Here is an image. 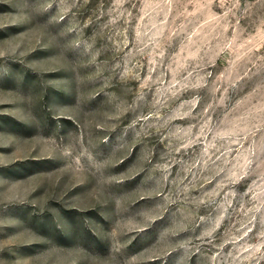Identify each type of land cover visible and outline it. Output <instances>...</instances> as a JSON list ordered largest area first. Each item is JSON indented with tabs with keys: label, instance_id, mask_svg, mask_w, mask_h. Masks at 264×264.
I'll return each mask as SVG.
<instances>
[{
	"label": "rangeland",
	"instance_id": "rangeland-1",
	"mask_svg": "<svg viewBox=\"0 0 264 264\" xmlns=\"http://www.w3.org/2000/svg\"><path fill=\"white\" fill-rule=\"evenodd\" d=\"M0 264H264V0H0Z\"/></svg>",
	"mask_w": 264,
	"mask_h": 264
}]
</instances>
